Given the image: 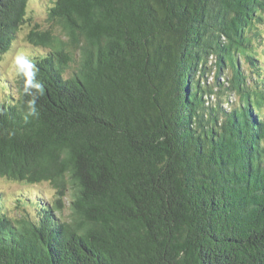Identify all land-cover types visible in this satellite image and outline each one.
Here are the masks:
<instances>
[{
    "label": "trees",
    "instance_id": "trees-1",
    "mask_svg": "<svg viewBox=\"0 0 264 264\" xmlns=\"http://www.w3.org/2000/svg\"><path fill=\"white\" fill-rule=\"evenodd\" d=\"M49 1L58 33L0 0V58L46 51L2 80L0 177L54 190L0 200V264H264V0Z\"/></svg>",
    "mask_w": 264,
    "mask_h": 264
},
{
    "label": "rangeland",
    "instance_id": "rangeland-1",
    "mask_svg": "<svg viewBox=\"0 0 264 264\" xmlns=\"http://www.w3.org/2000/svg\"><path fill=\"white\" fill-rule=\"evenodd\" d=\"M51 5L49 0H29L28 5V15L32 18V24H38L39 29H47L53 27V21L49 20L48 17V7ZM263 18L261 22L258 23L260 36L255 39V48L257 50V55L262 61L258 62V66L260 67V73L257 75L254 71H250L254 69V67L247 65L249 75H254L259 79V83L262 84V88L264 89V12L262 14ZM32 24L24 25L17 33L14 41L12 42L9 50L1 55L0 58V98H4L3 91L1 88L3 81L15 80L19 71L23 67L32 68L35 62L36 57H39L46 53L44 47L33 44L29 40V33L32 30ZM55 32L60 31V27L54 25ZM209 79L211 84L216 82L215 78L210 74ZM213 80H212V77ZM259 77V78H258ZM3 80V81H2ZM222 82V78H220ZM5 83V82H4ZM12 86V93H15L14 85ZM216 85V83H215ZM231 92L221 93L224 100ZM232 94V93H231ZM219 95V93H218ZM236 97V100H239L238 95H233L232 97ZM231 97V98H232ZM233 99V98H232ZM262 113L264 114V106L262 107ZM40 192L41 196L44 198H50L54 190L49 182H42L38 185H30L23 182H18L14 180H10L7 178L0 177V200L5 208L8 209L9 213L12 215H16L18 212L23 211V207L21 206L23 197L30 196L33 192Z\"/></svg>",
    "mask_w": 264,
    "mask_h": 264
}]
</instances>
